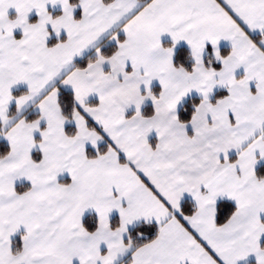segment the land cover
Here are the masks:
<instances>
[{
  "label": "snow or ice",
  "instance_id": "6c2138e0",
  "mask_svg": "<svg viewBox=\"0 0 264 264\" xmlns=\"http://www.w3.org/2000/svg\"><path fill=\"white\" fill-rule=\"evenodd\" d=\"M0 264H264V0H0Z\"/></svg>",
  "mask_w": 264,
  "mask_h": 264
}]
</instances>
